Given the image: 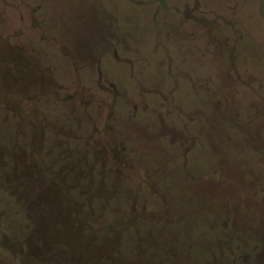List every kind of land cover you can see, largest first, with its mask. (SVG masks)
Instances as JSON below:
<instances>
[{
    "label": "rangeland",
    "instance_id": "rangeland-1",
    "mask_svg": "<svg viewBox=\"0 0 264 264\" xmlns=\"http://www.w3.org/2000/svg\"><path fill=\"white\" fill-rule=\"evenodd\" d=\"M0 264H264V0H0Z\"/></svg>",
    "mask_w": 264,
    "mask_h": 264
}]
</instances>
